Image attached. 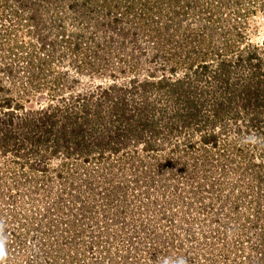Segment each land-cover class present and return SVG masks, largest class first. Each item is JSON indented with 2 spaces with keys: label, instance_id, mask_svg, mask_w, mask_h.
<instances>
[{
  "label": "rangeland",
  "instance_id": "1",
  "mask_svg": "<svg viewBox=\"0 0 264 264\" xmlns=\"http://www.w3.org/2000/svg\"><path fill=\"white\" fill-rule=\"evenodd\" d=\"M50 106L92 153L0 142L5 264H264V0H0V137Z\"/></svg>",
  "mask_w": 264,
  "mask_h": 264
},
{
  "label": "trees",
  "instance_id": "2",
  "mask_svg": "<svg viewBox=\"0 0 264 264\" xmlns=\"http://www.w3.org/2000/svg\"><path fill=\"white\" fill-rule=\"evenodd\" d=\"M7 106L10 105L9 103L6 104ZM17 107V106H16ZM19 109V108H18ZM55 108L53 107H48L45 108L41 111H37V112H29L26 114H18V113H9L5 116V121L6 123H9L8 125V129L6 136L4 137V139L2 137V139H0V142L2 141H9V140H14L13 142H15L17 139H21L22 142L24 141V143L26 144L25 146V150H27L28 153H36L38 151H40V148H43L44 145H46L48 143V141H50L51 137L54 135L55 133V137L54 139L56 140V145H54V153H60L61 155L64 154V156L70 158L71 156H75L77 158H81L84 159L85 162H89V158H90V154L92 153V151H88L89 146L88 145H83L86 144L85 140H87L85 135L86 133L83 132V130L85 129L86 123L88 122L89 117H84L83 121L81 124L77 123L71 130H63L61 129L60 131H58L59 129H55V114L56 111H54ZM98 114L97 117H101V114L99 112H96ZM118 115V119L120 121H122L124 118L122 116V114H117ZM109 117L113 118L112 115H108ZM145 126H147V124L149 125L148 121H145ZM149 128V126H147ZM125 128V127H122ZM120 127H117L115 129L116 132V144L114 146H110L109 143H107L109 145V150L110 151H114V152H118L120 150L119 147H117L116 145L121 143L124 144L122 142L123 139H120L121 135H124V138L126 139V137H128L130 134L134 133L135 130H133L132 128H125L122 129ZM56 130V131H55ZM110 131V130H109ZM107 130H105V135L100 136L97 135L96 138L101 139V138H112V136L110 134H107ZM111 133L115 134V132L110 131ZM126 136V137H125ZM127 141V140H126ZM101 142H97L96 141V149L98 148V153L99 155H103L105 146H101ZM213 143V142H211ZM2 144V143H1ZM23 144V147L24 145ZM4 146L7 147V144L4 143ZM18 148V145H15ZM38 150V151H37ZM66 158V159H68ZM100 160L103 161V157L99 156ZM45 161V160H44ZM37 162L35 161V163H37V165L39 167H41L42 171L44 172V168L46 167V162ZM98 161V160H97ZM77 166V165H76ZM45 173V172H44ZM48 174V173H47ZM55 174V173H54ZM61 174H63V172L61 171H56V176H58L59 178H61ZM45 192L46 195L50 196L51 194H49L51 192L50 186L49 184H47V186H45ZM58 195L56 196H60L62 197V195H60L59 193H57ZM56 202H58L59 200L56 198ZM56 202H54L56 204ZM51 208H46L44 209V211H50ZM21 241L19 240L18 243H20Z\"/></svg>",
  "mask_w": 264,
  "mask_h": 264
},
{
  "label": "clouds",
  "instance_id": "3",
  "mask_svg": "<svg viewBox=\"0 0 264 264\" xmlns=\"http://www.w3.org/2000/svg\"><path fill=\"white\" fill-rule=\"evenodd\" d=\"M6 256V236L4 235L3 225L0 224V264H5ZM162 264H187V260L183 257L176 259L166 258L162 261Z\"/></svg>",
  "mask_w": 264,
  "mask_h": 264
}]
</instances>
